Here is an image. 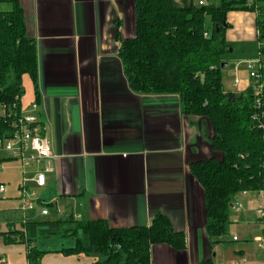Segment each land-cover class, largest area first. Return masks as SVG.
<instances>
[{"label": "crops", "instance_id": "obj_1", "mask_svg": "<svg viewBox=\"0 0 264 264\" xmlns=\"http://www.w3.org/2000/svg\"><path fill=\"white\" fill-rule=\"evenodd\" d=\"M20 1L38 57L37 89L25 75L21 103L27 109L38 102L36 113L56 156L46 186L31 182L30 187L43 190L48 202L56 200L54 219H105L120 228L146 226L162 213L175 231L185 233L187 248L152 245V264L209 259L212 264H264V251L254 240L262 226L250 210L231 216L225 242L211 246L204 190L191 173L194 162L220 157L211 146L209 119L183 113L176 94H140L129 84L120 47L136 34L134 0ZM227 21V41L243 36L258 40L256 12L231 11ZM235 71L232 85L237 90L225 89L241 93L252 81L244 71ZM237 74L240 82L235 85ZM39 167H31L29 175ZM21 213L0 226V233L12 225L19 228L27 218L40 220L36 214ZM239 235L242 243L229 246L239 242L233 240ZM22 245L6 243L0 234V257L26 253ZM45 251L42 264H91L99 258L96 253L64 256Z\"/></svg>", "mask_w": 264, "mask_h": 264}, {"label": "trees", "instance_id": "obj_2", "mask_svg": "<svg viewBox=\"0 0 264 264\" xmlns=\"http://www.w3.org/2000/svg\"><path fill=\"white\" fill-rule=\"evenodd\" d=\"M239 10L257 13L264 64V0H207L203 5L198 0H134L136 34L120 47L135 92L176 94L183 113L211 122V146L220 157L191 164V173L205 194V229L211 246L225 242L233 223L232 204L241 193L264 190V107L255 105L252 85L234 93L225 89L222 77L223 57L230 47L227 14ZM261 73L264 78V67ZM25 75L37 89L36 42L27 34L21 1L0 0V135L11 123L8 113L20 112ZM23 222L0 234L6 243L30 245L29 264H42L46 251L35 246L39 237L75 238L74 246L58 252L64 256L96 253L99 258L91 264H152V245L187 248L185 233L175 231L162 213L138 227H113L105 219L80 220L72 215L54 220L31 217Z\"/></svg>", "mask_w": 264, "mask_h": 264}, {"label": "built area", "instance_id": "obj_3", "mask_svg": "<svg viewBox=\"0 0 264 264\" xmlns=\"http://www.w3.org/2000/svg\"><path fill=\"white\" fill-rule=\"evenodd\" d=\"M254 0H249L253 2ZM200 5L206 4L207 0H198ZM208 36V34H206ZM248 68L249 77L252 81L253 94L255 98V105L258 108L264 107V78L261 70L264 67L262 59L259 57L257 60H247L239 62L236 68L239 70L243 65ZM240 82L238 74L235 77V85ZM39 107L38 102H33L25 109L21 105L20 112L11 111L8 117L11 123L4 128L3 133L0 135V151L3 152L1 161H14L22 174L21 184V199L23 200V211L34 210L36 206L40 209V214L46 216L49 214V207L56 205V200L44 202L37 199V205L33 199L36 196V191H31L30 183L34 182L37 187H44L47 184V174L54 171L51 160L56 156L52 152L51 141L47 137V128L40 120L36 111ZM15 105L13 106V109ZM3 109V108H1ZM5 114V110H2ZM41 165L34 171V176L29 175V169L34 166ZM5 191L4 184H0V192ZM241 196L248 197L249 203L252 204L251 198H256L260 204L255 208L256 218L261 222L262 229L264 230V190L260 192L243 191ZM30 197V198H29ZM29 198V199H28ZM245 209L244 204L240 198H237L232 204V210L241 212ZM26 213V212H24ZM26 233V231L24 232ZM238 236H234L233 240H238ZM259 249L264 250V236L258 235L254 238ZM26 245V251L30 248L29 244ZM0 264H8L4 257H0ZM222 264H251L248 261L233 260L228 263Z\"/></svg>", "mask_w": 264, "mask_h": 264}, {"label": "rangeland", "instance_id": "obj_4", "mask_svg": "<svg viewBox=\"0 0 264 264\" xmlns=\"http://www.w3.org/2000/svg\"><path fill=\"white\" fill-rule=\"evenodd\" d=\"M208 25L210 26V20H207ZM210 23V24H209ZM230 45L229 51L224 55V62L228 65L222 68V77L223 82L225 84L226 89L237 90L234 85H232V80L234 75L236 74V64L240 60H257L260 57V43L257 40V37H239L238 39L231 38L228 40ZM239 70L244 71L245 75L248 79L249 77V69L246 66H240ZM240 76V74H239ZM27 79V78H26ZM26 79L23 83V89L27 88ZM3 152L0 151V157H2ZM22 174L18 167V164L14 161H0V184H4L5 191L0 192V226L5 225L8 220H12L18 218L21 212H26L30 214H36L40 217V220H52L56 216V205H52L49 207V215L43 216L40 214V209L37 205V199H40L44 202H48L46 196L44 195V191L39 188H31V191H36V196L33 199V203L35 201L36 208L34 210L23 211V200L21 199V184H22ZM30 198V197H29ZM28 198V199H29ZM44 199V200H43ZM244 204L245 209L243 212L250 210V214L255 215V208L260 204L258 199L251 198L252 204L249 203L248 197H244V199H240ZM242 212V211H241ZM22 214V213H21ZM237 214L236 211L231 210V216L234 217ZM239 215V214H238ZM61 216V215H60ZM257 218H255L256 220ZM257 221L262 226L261 222L257 219ZM11 228H16L15 225H12ZM263 229L261 230L260 235L264 236ZM259 235V236H260ZM227 236V235H226ZM228 237V236H227ZM242 237L239 235V242H228L229 246H235L242 243ZM235 241V240H234ZM237 241V240H236ZM20 248L24 247L21 243H16ZM75 245V238L70 237H50V238H42L39 237L35 241V246H37L41 250H48L47 252L58 253L62 249V246L68 248L67 246ZM26 246V245H25ZM258 247V246H257ZM264 251V250H262ZM264 253V252H263ZM95 254H92L91 257H94ZM264 256V254H263ZM96 257V256H95ZM99 257V256H98ZM8 264H29L26 253L14 252L12 254L8 253L4 258ZM222 264V263H219ZM251 264H254L251 262Z\"/></svg>", "mask_w": 264, "mask_h": 264}, {"label": "water", "instance_id": "obj_5", "mask_svg": "<svg viewBox=\"0 0 264 264\" xmlns=\"http://www.w3.org/2000/svg\"><path fill=\"white\" fill-rule=\"evenodd\" d=\"M228 64L227 63H222L221 67L224 68L225 66H227Z\"/></svg>", "mask_w": 264, "mask_h": 264}]
</instances>
